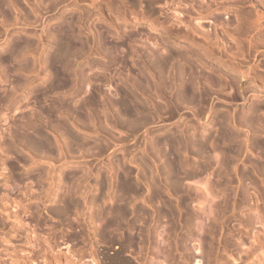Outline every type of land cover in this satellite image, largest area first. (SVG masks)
I'll return each instance as SVG.
<instances>
[{
    "label": "rangeland",
    "instance_id": "obj_1",
    "mask_svg": "<svg viewBox=\"0 0 264 264\" xmlns=\"http://www.w3.org/2000/svg\"><path fill=\"white\" fill-rule=\"evenodd\" d=\"M2 1L5 2V3H2V5L4 4L3 6H5V7H3L1 5L2 7H0V9L2 8V10H0V11L2 13H6V14L4 15V14L0 13V113H1V115H0V132H1L0 133V167L3 168V169L0 168L1 169V171H0V197L1 198L3 197L2 199L0 198V264H69V263L70 264H91V263L92 264H111V262H112V264H120L121 262H123V264H126V262L128 264H130V262L133 264H138L139 261H141L142 263L144 262L145 264H159L160 263L159 260H164L165 264H221L219 261H215L216 260L215 256H219V255H222V257H223V259H222L223 264H229L231 262L239 264V258L242 256L243 250H245V248L248 247V245L251 243V241L254 240V235H255L254 233H256V235H257V231H258V233L260 235L262 233L263 234L262 237H264V227H263L264 226V144H262V143H264V129L261 128V127H264V124H262L264 122V110H263L264 109L263 108L264 107V91H263L264 89H263V87L262 86L257 87L254 85H248L250 79L249 80L244 79V80H239V85H240V87H242V89L249 91L246 95L247 99H243V98L241 99V97H238L239 99L237 98L236 100H226L225 101V99H223L225 97L224 96L222 97L221 96L222 94H221L220 98H222V99H213L212 101H211V99H206V100L205 99L204 100L199 99V101L194 100V101H191V103H190L189 100L181 99L180 102L178 100V101H176V103H178L176 105H177V110H178L177 112L179 113V115L181 114L180 117H178L179 115H176L175 112H174V114L172 113L173 111H171V109H170L171 107L166 105L165 100L158 98L159 100L157 101V98H156V103L157 102L159 103L158 104L159 107L161 106L160 108H163V107L166 108V109L163 108L164 110L161 109L162 111H160V113L162 114V116L160 114V117L163 119H161L160 117L156 118V116L154 118H148V120L154 119L155 121L149 120L148 124L144 128L138 127V126L135 127L136 129L134 128V132H132L130 134L129 116L127 115V118L129 119V120H127V118L125 117L126 115L123 113V111L121 109L122 105H120V104L118 105L117 101H120L119 103L122 104L123 100L120 97H122L124 99L126 98L127 100H125V102H127L128 105H130L129 104L130 103V83H132V81L136 82V81L140 80L141 74L145 76L144 73H141V72H143V70L141 68L143 65L142 60H144V59H146V61L147 60L151 61L152 59L154 60L155 57H152V55L156 56V54H157V53L156 54H148L150 51L148 53H146L149 49H144L141 46L142 44L140 42L137 43L136 41H134V43H130L132 41H128V40H130V37L128 38L127 36L130 32L131 25L133 24V22L139 21V24L136 25L135 29H133L134 31L137 30L138 28H140V30L146 31V33L149 32L151 34H155L157 37H160V38L163 37L162 39L165 40L169 45H171V46H169V48L173 47L172 50H175V49L181 50L183 48L182 43H180V45H177L176 42L175 43L172 42V41L179 42L181 40H173V38H171V37L165 38V34L163 33V30L161 27L157 26L156 30H154L153 28L150 29V27H151L150 19L152 20L154 16H159V14H157L158 12L156 13V15L154 14L153 16H151V18H149L147 14L145 15V12H146L145 8L146 7L143 4H146L147 1H143V0H139V1L138 0H136V1L132 0V3L135 1L134 2L135 6L131 7V9L135 13L138 12V13H136L135 18H132V16H130V14H129L130 13V6H128V5L131 4V0H115V1L114 0H95L96 2H93L94 0L93 1L89 0L90 2L94 3V7H93V5H90L91 3L88 0H82L81 2H79L80 0H78V1H76V0H67V1H65V0H62V1H60V0H8L9 2L7 0H2ZM37 1H38V4H36ZM68 1H69V3H68ZM73 1H76L77 6L74 5ZM123 2H124V4L126 3L127 5L125 4L126 6L121 8V6H124ZM139 2H142V3L139 4ZM8 3H9V5H8ZM39 3H40V6H39ZM95 4L96 5L98 4V5L96 6ZM106 4H108L109 6ZM185 4L186 3H183L180 7L181 8L183 6H185L183 8L188 7V5L187 4L185 5ZM36 5H38V6H36ZM117 6H119V8ZM36 7H37V9H35ZM38 7H40V8H38ZM79 7L81 8V10ZM3 8H4V10L5 9H7V10L4 11ZM100 8L102 10H100ZM183 8H182V11L184 12L185 10ZM116 9H118V11ZM123 9H125V11ZM156 9H158V8H156ZM180 9H178V11L181 12ZM35 10L38 13L37 12L35 13ZM121 10L124 11V13ZM43 11H44V13H43ZM113 11H114V14H116V15L113 14ZM86 12H88V14ZM95 12H96V14H95ZM81 13H84L87 16L85 17ZM92 13H94V16H92L93 15ZM103 14H104V16H103ZM117 14H119V15H117ZM77 16L80 19L82 18L81 19L82 21L79 18H77ZM108 16H109V18H108ZM114 17L116 20L114 19ZM120 17L122 18V20ZM77 19H78L79 23L74 21V20L77 21ZM19 20H21V21H19ZM41 20H42V22H41ZM62 20H63V22H66V23L70 20L71 21L73 20V22H74V26H73V22H72V24H71V22H69L70 24L64 23V26L72 25V26H70V28L68 26V32H70L71 34L72 33L75 34V35H73V34L69 35L68 32L65 33L66 37H67V35H69L68 36L69 41L66 40L67 38H65V37L62 39L64 41L60 40V37L62 36V33H61L62 31L60 32V29L57 30V28H59L60 26L61 27L63 26ZM159 20H161V18H159ZM83 22H85V23H83ZM26 23H27V25H26ZM59 24H61V25H59ZM57 26H59V27H57ZM206 27L210 28L209 24H206ZM72 29H74V30H72ZM124 31H126V33H124ZM60 33H61V35H59ZM56 34H57V36H56ZM148 34H146V35H148ZM112 36H113V38H112ZM114 36H116V37H114ZM117 36L118 37L120 36L121 38L119 39V38H117ZM152 36H154V35H152ZM93 37L94 38L96 37V38L93 39ZM86 39H87L88 44L86 42H84V40L86 41ZM57 40H60V41L55 42ZM114 40L116 41V43H114L115 42ZM122 40L124 43L122 42ZM66 41H67V43H65ZM13 42H14V44H13ZM62 42H64V44ZM68 42L70 45H67ZM117 42H119L120 44ZM17 43H19V48L20 49L22 48L23 50L22 49L20 50L19 48H18V50H16V48L18 47V46L16 47ZM121 43L122 44L127 43V44L122 45ZM84 44H85V46H83ZM137 44H138V46H137ZM228 44H231V42H228L227 45ZM6 46H8L9 48L14 47L17 55L19 54V51H21L22 54L15 57L14 54L16 55V53H13L14 52L13 51L12 52L13 55L12 54L10 55V54H8L7 51H5L6 48H8ZM59 46H60V48H61V46H63V48L60 49ZM64 46L65 47L68 46V47H66V49L67 48H68L67 50L70 49L69 50L70 52L67 51L66 49H64L65 48ZM121 46H123L124 49L126 48L125 49L126 51ZM139 46H141L142 50ZM56 47H58V49H56ZM78 48H80V49H78ZM53 49L54 50L56 49V50L54 51ZM113 49H115V50H113ZM116 49L117 50L123 49L124 51L122 50L123 51L122 53L120 51H118V52H120V54H119L118 52H115ZM2 50H3V53H2ZM64 50H66L67 55L70 53L69 54L70 56H65L66 54H65ZM52 51L55 54L57 53L56 56L59 53H61L59 58L54 59V63L52 62V59H50L51 53H53ZM125 52H128V53L124 54ZM114 53H117L118 55L116 54V56H115ZM5 54H6V57L8 55H10L12 57L8 56V58L9 57L10 58H9V60H8V58H6V60H7L6 61L5 59L1 58V57H5V56H2ZM122 54H124L125 56L127 55L128 57L131 58V60L128 57L126 58L127 64L129 65L131 63L129 66L126 63L125 64L122 63L124 65L123 66L119 62V57H117V56L122 55ZM71 55H72V57H71ZM138 55H139V57H138ZM146 55H148V57ZM142 56H144L145 58L142 59ZM12 58L13 59L15 58V60L17 58L18 59L16 61H11V60H13ZM258 58H260L261 60L258 59V61H256V62H258L259 65H260V63H262V65L260 66L261 67L260 69L262 70L261 73H263L264 71L262 68L264 67V60L262 59L263 57H258ZM22 59L24 62H22ZM194 59H195L194 56H192L191 62H192V65L194 66V68H196L200 73L207 74V69H202L198 65L199 63H197V60H194ZM116 60H118V62ZM25 61L29 64V65H27V70H25V68H24V67H26L25 65L27 64V63H25ZM17 62L18 63L21 62V64L19 63L20 66L23 65L22 63H25V64L22 67H19ZM62 63H63V65H62ZM65 63H68V65H70L72 69L71 70L68 69V67L70 68V66H68ZM116 64H119L120 66L118 65V67H117ZM17 66L19 67L20 70L22 69V71H19V69L17 71V69H16V68H18ZM62 66H63V68H62ZM65 66H66V68H65ZM175 66H177V65H175ZM166 67H168V66H166ZM140 68L142 71L140 70ZM73 69L74 70L76 69L79 71L78 74H76V76H73V74L70 73V72H74V71H72ZM105 69H106V71H105ZM260 69H258V73L260 72ZM65 70H67V71L65 72ZM76 70L74 73H77ZM110 70L112 72L114 71L112 75H111L112 72H110ZM57 72H59V73H57ZM56 73L59 75H57ZM80 73H82L83 76ZM77 75L78 76L80 75V77H81V78L79 77L80 80H79V78H76ZM91 75H92V78H91ZM110 75L111 76L114 75L113 76L114 78L111 77ZM56 76H58V78ZM49 77H50V79H49ZM108 77L112 78V79L109 80ZM83 78H84V80H81ZM85 79H87L86 83H85ZM95 79H96V81H95ZM55 80L58 83H56ZM111 80L113 82L115 80V82L113 83ZM108 81H110V83ZM84 85H86V86H84ZM113 85L115 87H113ZM117 87H118V89H117ZM119 88L121 89L122 95H123V93H125L124 92L125 90H126L127 95L125 93L123 96H119L120 95ZM115 89H117V90L115 91ZM113 91H114V93L116 92L117 94L116 93H115V95L112 94ZM108 94H109V96H108ZM8 96H10V98ZM25 96H27V97H25ZM113 96H115V97H113ZM127 96H128V98H127ZM6 97H8V98H6ZM68 98H69V100H68ZM77 100H78V102H77ZM184 101H185V103H184ZM205 101L207 102V104ZM76 102L79 105L76 104ZM12 103H14V104H12ZM200 105L201 106L204 105V107L202 106L203 107L202 108ZM253 105H257V106L259 105L263 109L259 108L260 111L258 109L255 112L250 113L251 109H249V108H251ZM81 106H83V107H81ZM118 106L119 107L121 106L120 109ZM17 107H18V109H17ZM65 107H68V108H65ZM77 107H78V109H77ZM75 109H76V111H75ZM164 111H167V112H164ZM194 111H195V114L193 113ZM196 112H198L199 116L196 115L197 114ZM202 114L206 115V116H203ZM252 114H253V116H252ZM170 116H174L175 118L174 117L170 118ZM223 116H224V118H223ZM199 117H200V119H199ZM231 117H232V119H231ZM233 117H234V119H233ZM219 118L220 119L223 118L224 120L223 119L220 120ZM246 118H247V120H249V118H250V120H249L250 122L253 119L252 122H257L258 124L255 123L257 125H254V123H252V122L250 123L248 121V123L251 125V126H249V124H247V120L245 121ZM118 119L122 120V122H123L122 125L119 123L121 121ZM157 119L160 120V123H159V120H157ZM218 119L220 121H218ZM242 119L244 121H242ZM254 119H256V120L254 121ZM257 119L258 120L260 119V120L257 121ZM73 120H75V121H73ZM76 120H78V121H76ZM61 121H62V124H61ZM116 121L118 122V125H117ZM63 122H64V124H63ZM68 122L70 124H68ZM219 122H221V123H219ZM243 122H245V123H243ZM149 123H150V125H149ZM215 123H216V125H214ZM27 124L28 125L33 124V125L28 126ZM40 124H41V126H39ZM123 124H125V126ZM220 124H222V125L224 124V126H222ZM25 125H27V126H25ZM58 125L61 127L63 125V127L65 126L66 128L62 127V129H61V127H59ZM242 125H244V127ZM247 125L249 126V128L247 127ZM258 125H259V127H258ZM23 126H25V127H23ZM34 126H35V128H38V126H39V128L41 127L40 129L42 130V132L44 131L43 134L47 133L44 136L45 137L47 136L46 138L49 137L48 140L52 139L50 141L52 143L49 142L51 145V149L50 150L48 149L49 151L46 150V152H44L45 151L44 148H42V150L44 149L43 151H41L40 149L39 150L36 149V151L35 150L34 151L35 152L39 151L40 153L37 154L38 153L37 152L35 154V152L30 151L31 148L27 147L26 145H25L26 148H25V146H23L25 143L23 144L24 138H22V137H24L26 135V133L30 132ZM44 126H46V127H44ZM122 126H124L125 128ZM126 126H128V127H126ZM26 127L30 128V129H26ZM54 127L57 129H55ZM85 127H87V128H85ZM146 127H147V129H146ZM257 127L259 130H256ZM126 128H128L129 130ZM63 129H65V130L69 129V130H66V133L68 134V132L71 131V133H73L72 134L73 136L71 135V133H69L68 136H66L67 134L64 132L65 130L63 131ZM145 129H146V131H145ZM53 130L58 132V134L55 133ZM52 131H53V133H52ZM220 131H222L223 134L224 133L227 134V132H228V134H231V135L225 136L224 140H222V141L220 140L221 143L219 142V139H218ZM88 132H89V134H88ZM54 133L57 135V138H56V135ZM64 133H65V135H64ZM145 133H146V135H145ZM167 133L170 134V136H172V134H173L172 137H175L177 135L176 138L177 137L182 138V136H183V138H185L187 140V148H188V146L193 148L194 146H197V144H199L198 147H196V148L200 149V150H198L194 147V150H193L194 154L191 153V151H192L191 148H189L190 152H188L189 149L185 150L186 146L182 147L184 150H182V151L180 150L181 151L180 154L183 153V155H180V156H182V157L185 156L182 159L187 160L186 162L189 165L187 167V170L189 171L190 176H186L183 173H179L180 175L178 176V179L181 178L182 182H180L181 180L178 182L177 185H179V186H177V188L179 191L175 190L176 192H174V190L171 189L168 181H165V178L162 177L164 170L161 171V169H163L161 167V165L162 166L164 164L166 165L167 160H169V159L171 160V155H170L171 150L169 149L170 147L166 144H162L163 146L157 145L158 147L161 146L160 148H158L155 144V137L159 138L162 136H166ZM184 134H186V136L189 139H191L192 141L189 140L187 137H185ZM190 134H193L194 137H191ZM52 135H53V137H55L54 141H53L54 138L52 137ZM69 135H71L70 137H74V139H76L78 137L79 138V139H77L78 141L77 140L74 141V139L72 138L73 141L70 140L71 144L68 143L69 142L68 140L70 138ZM83 135L85 137H83ZM208 135H209V137H208ZM63 136H65V138H63ZM61 137L63 138V140ZM58 138H60V141L56 142V139L59 140ZM225 139H227V140H225ZM76 141H77V143L79 141L85 142L84 144L81 142L85 146L81 145L80 142L77 144ZM253 141H254V144H253ZM55 142L57 144H59V143L62 144V145H59V146H61V147H59L60 149H58V145L56 144L57 149L59 150L58 151L59 153L57 152L56 147H54V146H56ZM112 142L116 146H113ZM192 142H193V144L195 143L196 145L195 144L192 145ZM217 142L219 143V145ZM53 143H54V145H53ZM64 143H68L67 144L68 147ZM75 143H76V145H75ZM216 143H217V145H216ZM96 144L99 146H97ZM251 144H253L255 146H253ZM77 145L80 147H78ZM205 145H206V149H205ZM213 146H215L216 148ZM223 146H224V148H223ZM53 147H54V150L52 149ZM27 148L29 149L30 152L28 151ZM81 148H82V150H81ZM248 148H249V150H248ZM158 149H160V150H158ZM241 149H242V151H241ZM51 150L53 153H51ZM66 150L67 151L70 150V151H68L69 152L68 154H67ZM196 150L199 153V155L196 152ZM223 150L225 153L222 152ZM78 151H81V154H80V152L78 153ZM100 151H102V152H100ZM60 152H62V153H60ZM70 152H72V154H71L72 156L75 153L76 156L72 157L74 159L69 157ZM83 152H84V154H83ZM161 152H162V154H161ZM166 152H167V154H166ZM200 152H202V153H200ZM46 153H48V154L51 153V154L49 156ZM56 153L59 155L57 156ZM158 153L160 155H162V156H159L162 158L159 159V157L157 156ZM222 153H224V154H222ZM96 154H98V155H96ZM225 154L227 155V158H228L227 160L225 158V156H226ZM232 154H233V156H232ZM38 155H39V157H38ZM44 155H46V156H44ZM141 155H142V157H141ZM48 156L50 157V159ZM202 156H204V157H202ZM207 156H209L208 159H206ZM34 157L36 160L33 159ZM55 157H57V159H54ZM68 157H69V159H68ZM76 157L79 159H77ZM80 157H82V158H80ZM143 157H145L146 159H144ZM186 157H187V159H186ZM211 157H212V159H211ZM223 157L226 160L224 163H223V160H224ZM51 158L54 161H52ZM58 158H62V159H59L62 162L61 161L59 162ZM130 158H133L135 161L132 160L130 162ZM209 158H210V160H209ZM221 158H222V160H221ZM127 159L129 161H127ZM141 159H143V160H141ZM31 160H32V162L34 160V162L31 163ZM136 160H137V163L139 162L138 164L136 163ZM161 160L164 162V164ZM206 160L207 161L209 160L210 162H212L210 164L211 168L208 167L209 166L208 164L210 162H207ZM50 162H52V164ZM142 162L147 163L146 165L148 167L145 166ZM205 162H207V165H205L206 164ZM251 162H254V164ZM115 163L116 164L118 163V164L116 165ZM131 163H134V164L136 163V164L133 165ZM226 163H228V165ZM249 163H251V164H249ZM140 164H142V165L139 166ZM198 164H199V166H198ZM149 165H151L149 170L151 171V169H152V171H151L152 173L150 171H148ZM217 165H218L220 170L217 169ZM221 165L222 166L224 165L223 166L224 168ZM50 166H52V167H50ZM109 166H111V167H109ZM112 166H113V168H112ZM115 166H116V168H115ZM203 166H205L204 168H206V169H204ZM87 167H89V168L87 169ZM139 167H141V169H139ZM258 167H259V169H258ZM145 168L147 170H144ZM199 168H200V170H199ZM225 168H226V170H225ZM122 169H123V171H121ZM86 170H88V171H86ZM143 170H144V172L141 173V171H143ZM82 171H84L83 174L81 173ZM118 171H119V173H118ZM145 171L149 172L147 174L150 177H152V175H150V174H153V178H151V180L154 179L157 182H155V181H154L155 183L152 181L149 182L148 178L146 180L145 177H148V176L146 175ZM53 172H55V173L53 174ZM66 172H67V174H66ZM75 172L77 174V177L81 176V174H82L83 176H81V177L83 179L81 177H79V179L77 180L76 177L73 176V174L76 175ZM157 172H158V174H157ZM159 172H161L162 175L159 174ZM216 172H217V174H215ZM114 173L117 174L118 176L115 175ZM244 173L247 175H245ZM68 174H70V175L72 174L71 175L72 178H71V176L67 177V176H69ZM78 174H80V175H78ZM242 174H244V175L242 176ZM1 175H2V177H1ZM3 175H5L7 178L3 179V177H5ZM97 175H99V177ZM144 175H146V176H144ZM246 176H249V177H246ZM73 177H75V178H73ZM121 177H122V179L129 178L126 180H130L129 182H132V183L134 182V185L138 184V187L141 186L142 188L140 187L141 188L140 190H143L142 191L143 194H142V192L137 191L136 193H134L137 195L133 196L132 195L133 193L128 194V193H130V190H127L126 191L127 195L125 194V196H124V193H126V192L125 191H119L120 188L122 189V181L123 180L120 179ZM160 177L163 179V181ZM189 177H190V179H189ZM242 177H244V178H242ZM8 178H9V180L7 181ZM239 178H240V180H239ZM99 179L101 181V184H100V181H98ZM125 179H124V181H126ZM140 179L142 182L140 181ZM205 179L208 183H209V181L210 182L214 181L215 183L213 182V183L208 184L205 181ZM145 180H146V182H148L150 184L151 189H153L156 192L160 190L159 193L160 192L161 193L160 194L158 193L159 196L164 194L163 197L160 196L159 198H161V199L163 198L162 200L164 201L165 204L162 203L161 199H158L157 195L155 197H153L154 199L152 198L153 199V201L151 200L152 202H148V201L146 202L147 196L149 195L147 193L148 192L150 193L151 189L149 190V187L147 188V186L144 183ZM184 180H185V182H183ZM97 182H99V183H97ZM166 182H167V184H164ZM156 183L157 184L159 183V185H157ZM72 184H75V185L72 186ZM94 184L96 185V187L93 186ZM128 184H129L128 189H130V183H128ZM155 184L157 186H159V188H157V186L154 187ZM205 184H206V186H205ZM186 185L188 186L189 190L187 189ZM211 185H212V187H211ZM70 186H71V188L72 187L74 188V186H75L74 189L72 188L74 191L71 190ZM80 186H81V188H80ZM135 186H137V185H135ZM215 186L218 188H215ZM210 187L213 189V191ZM26 188H27V190H26ZM64 188H67L68 192H70L69 190H71L74 193L71 192L70 194H68V193H66L67 189H64ZM155 188L158 190H156ZM205 188H206V190H205ZM168 189H169V191H167ZM170 189H171V192H170ZM183 189H185V191ZM116 190L119 192H117ZM153 190H152V192H153ZM225 190H226V192H225ZM16 191L18 192V194ZM55 191H57V192H55ZM61 191L63 193L65 191L66 192L63 195V194H61L62 193ZM107 191L110 193H106ZM189 191H190V193H189ZM52 193H54V194H52ZM82 193H84V194H82ZM120 193H122V195ZM7 194L9 196H12V197L14 195V198L17 199V200L15 199L16 204H14L15 202L12 204V202H10L9 200H5V199H8ZM117 194H120V196H123L125 198L123 199V197H122L121 200L122 199L123 200L121 201L119 199L120 196ZM3 195H5L6 197H4ZM16 195H19V196L15 197ZM49 195H50V197H49ZM57 195H58V198H57ZM62 195L63 196L66 195V196L63 197ZM68 195H69V197H68ZM71 195H73V196H71ZM60 196H61L62 200H64V198H67V199H65V202H67L68 206L66 204H64V206L65 207L67 206L68 209L62 206L64 201H62L60 199L62 202L61 203L59 202ZM110 196H111V198H110ZM130 196L133 197V198L131 197L133 200L132 199L130 200ZM135 196H136V198H135ZM223 196L226 198H224ZM90 197H94L95 199L90 198ZM89 198L92 200H89ZM102 198L106 201H104V200L101 201ZM134 198H135V200H134ZM155 198H156V200H155ZM66 200H68V201H66ZM69 200H71V201L69 202ZM98 200H100L101 202L100 201L98 202ZM83 201H85V202H83ZM128 201H129V204H127ZM156 201H158V202H156ZM178 201H180V202H178ZM125 202H127V203H125ZM144 202H146L147 204ZM185 202L187 204H185ZM71 203L74 205L77 204V205H75L77 207H75ZM123 203H125V206L126 205L128 206V207L126 206L128 208V210H127L128 215H126V218L123 219L124 217L119 216V217H122L121 219L124 220V222L121 221V219L117 217V220L120 219L119 220L120 222L118 223V221H117L115 223L116 226L115 225H113V226L119 227V225H120V227L119 228L117 227V229H116L115 227L109 226V228H107V226H105L106 223H103V220L104 221H105V219L108 220L107 218L110 217V214L108 212H110V211L114 212V209L119 207ZM130 203H132L133 205L135 204L134 206H135V209L137 211V212L135 211L136 214L134 212L130 213V206L132 205V204L130 205ZM141 203H142V205H141ZM59 204L60 205L62 204L61 205L62 208L57 207V205L60 206ZM98 204H100V205L98 206ZM136 204L138 205V210H139V207L142 208V210H145L146 213L143 214L145 216V218L149 217L148 219L146 218L149 221V223L147 220H145L146 224L144 223L145 225H147V223H148L149 228L150 229L152 228L151 230H149L150 236L148 235L149 236L148 238H146V236H143V239H142V236L141 235L139 236V234L141 233V231H139V229H140L139 227H141V225L143 223L141 222V220L138 222L135 221L136 220L135 218H142V217L144 218V216L142 214L140 215V212L136 208L137 207ZM163 204L166 205V207ZM170 204H172V205L170 206V208H169L170 210H169L168 207ZM223 204H225V205H223ZM72 206H74V207L72 208ZM178 206H180L181 208H179ZM186 206H187V208H186ZM99 208H101L103 210H100ZM157 208H159V209H157ZM98 209L100 212L98 211ZM108 209H109V211H108ZM212 209L213 210L216 209V210H214L212 212ZM156 210H158V211L161 210V211L156 212ZM165 210L167 211V213H169L168 211H170L172 213L171 210H173L174 214L173 213L167 214L165 212ZM102 211H104L105 213H103ZM90 212H92V213L90 214ZM95 212H97V214L101 213L102 215L98 214V216H97V214H95ZM138 212H139V215H137ZM163 212L166 214H163ZM106 213L109 214V216L107 214V216H108L107 218H106ZM104 214H105V216H104ZM150 214H152V215L150 216ZM186 214H187V216L189 214V216L191 217V219L188 221V223H184L183 217H186L185 216ZM211 215H213V216H211ZM214 215H216V216L214 217ZM134 216H135V218H134ZM91 217H92V219L90 220ZM127 220H129V221H127ZM215 220L218 223H216ZM208 222L210 225L213 224L212 226H214V228L216 227L215 228L216 230H214V232L215 231L216 232L212 236L208 235L205 239V242H203V240L200 241L199 235H197L198 233L196 234L197 227H198L197 225L198 224L200 225V223L201 224L205 223L204 226L207 227V226H209ZM117 223H118V225H117ZM125 223H127V224H125ZM129 223L132 224V226L134 228L131 225H129ZM140 223H142V224H140ZM170 224H173L174 226L176 225L175 226L176 227L175 228L176 234H175V232L171 233L170 229H169L170 231H167L168 229H166L167 228L166 226H169ZM216 224L218 226H216ZM104 227L107 229H105ZM130 230H131V232H130ZM152 230L154 231V233ZM254 231H256V232H254ZM165 232L166 233L170 232V234L167 233L168 235H166ZM175 235H176V237H175ZM138 236H139L140 240L144 241V243L142 242V246L144 248H142L141 249L142 251L140 250V252H138L139 248L136 245L138 240H139ZM252 236H253V238H252ZM144 238L146 240H144ZM172 238H175V240ZM197 238H199V241ZM176 239L179 241H177ZM140 240H139V242H141ZM172 240H173V242L177 241L178 243H180L182 241L184 243L185 247H179V249L178 248L176 249L175 246L172 247L173 245H175V242L172 244ZM192 245L195 247H192ZM168 246L173 248V249L170 248L169 251L170 250L171 251L168 253V255H166L164 253L163 249L168 247ZM185 248H186V250H185ZM226 250H228V251H226ZM263 250L264 249L260 248V250H258L255 253L256 257L253 256V258L256 259L255 260L256 264H264V258H263L264 252H263ZM137 252H138V254H137ZM66 253H67V255H66ZM140 253H143V254H140ZM260 253H261V255H260ZM135 254H137L138 256H140V255L143 256L142 259L137 260L136 257H138V256ZM216 254H218V255H216ZM185 255L188 257L187 260H186ZM224 255L226 257L229 255L230 257L228 256L226 258ZM134 258H135V260H134ZM196 259L198 260L197 263L195 262ZM259 259H261V260H259ZM231 260H233V261H231ZM124 261H125V263H124ZM158 261H159V263H158ZM226 261H227V263H226Z\"/></svg>",
    "mask_w": 264,
    "mask_h": 264
},
{
    "label": "bare ground",
    "instance_id": "obj_2",
    "mask_svg": "<svg viewBox=\"0 0 264 264\" xmlns=\"http://www.w3.org/2000/svg\"><path fill=\"white\" fill-rule=\"evenodd\" d=\"M8 1V0H7ZM60 1H62V0H60ZM65 1H67V0H65ZM76 1H78V0H76ZM76 1H73L74 2V5H76L77 6V3H76ZM82 0H80L79 2H81ZM89 1V0H88ZM93 1V0H92ZM115 1V0H114ZM136 1V0H135ZM134 1V2H135ZM139 1V0H138ZM143 1H147V3L146 4H143V5H145V15L147 14L148 15V17L149 18H151V16H153L154 14L156 15V13L157 14H159V16H154L153 17V19L151 20L150 19V24H151V27H150V29L151 28H153L154 30H156V28H157V26H159V27H161L162 28V30H163V33L165 34V38L166 37H171V38H173V40H181V41H179V42H177V41H172V42H176V44L177 45H180V43H182L183 45H182V49L181 50H177V49H175V50H172V48H169V46H171V45H169L165 40H163L162 38L163 37H157L155 34H151V33H146V31H142V30H140V28H138L137 30H133V29H135V27H136V25L137 24H139V21L138 22H133V24L131 25V27H130V32H129V34H128V38L130 37V40H128V41H132V42H130V43H134V41H136L137 43L138 42H140L142 45V47L144 48V49H149L146 53H148L149 51L151 52H149L148 54H156V56H153L152 55V57H155L154 58V60L152 59L151 61L150 60H147L146 61V59H144L145 57L144 56H142V59H144V60H142L143 61V65H142V70H143V72H141V73H144L145 74V76L144 75H142L141 73V79L140 80H138V81H136V82H133L132 81V83H130V105H128V103L127 102H125V100H127L126 98L124 99V98H122V97H120L122 100H123V102H122V104L121 103H119L120 101H117V103H118V105L120 104V105H122V111H123V113L126 115L125 117L127 118V115L129 116V119H130V134L132 133V132H134V128L135 127H145L147 124H148V122H149V120H148V118H154L155 116H156V118H158V117H160V111H162V110H164V109H166V108H160L159 107V103L157 102L156 103V98H157V101L159 100L158 98H161L162 100H165V102H166V105L167 106H169V107H171L170 109H171V111H173L172 113L174 114V112L176 113V115H179V113L177 112L178 110H177V105L176 104H178V103H176V101H178L179 100V102L181 101V99H183V100H189L190 101V103H191V101H194V100H198L199 101V99H211V101L213 100V99H222V98H220V95L223 97H225V98H223V99H225V101L226 100H236L238 97H241V99L243 98V99H247V93L249 92V91H246L245 89H242V87H240V85H239V80H244V79H250V81H249V84L248 85H254V86H257V87H260V86H262L263 87V89H264V72L263 73H261L262 72V70L260 69L261 67V65H262V63H260V65L258 64V62H256V61H258V59H260V58H258V57H263L262 59L264 60V0H143ZM9 2V1H8ZM35 2V1H34ZM71 2V1H70ZM72 2V3H73ZM90 2V1H89ZM93 2H96L95 0L93 1ZM93 2H90L89 4L90 5H93V7H94V3ZM132 3V0H131V4L130 5H128V6H130V16H132V18H135V16H136V13H138V12H133L132 11V9H131V7H133V6H135V3ZM2 3H5L4 1H2V0H0V7H2L3 5H2ZM44 3V2H43ZM67 3V2H66ZM68 3H69V1H68ZM86 3V2H85ZM111 3V2H110ZM142 2H139V4H141ZM183 3H186L187 5H188V7H186V8H183V7H185V6H183L182 8L185 10L184 12L182 11V8L180 7ZM14 4V3H13ZM36 4H38V1H37V3ZM55 4V3H54ZM53 4V5H54ZM79 4V3H78ZM88 4V3H87ZM99 4V3H98ZM97 4V5H98ZM109 4V3H108ZM108 4H106V5H108ZM117 4V3H116ZM119 4V3H118ZM123 4H124V2H123ZM126 4V3H125ZM124 4V6H121V8L122 7H125L126 5ZM138 4V5H139ZM185 4V5H186ZM2 5V6H1ZM8 5H9V3H8ZM35 5V4H34ZM51 5V4H50ZM56 5V4H55ZM96 5V4H95ZM96 5V6H97ZM101 5V4H100ZM110 5V4H109ZM108 5V6H109ZM137 5V6H138ZM12 6V5H11ZM16 6V5H15ZM36 6H38V5H36ZM39 6H40V3H39ZM75 6V7H76ZM120 6V5H119ZM119 6H117L118 8H119ZM127 6V7H128ZM140 6V5H139ZM142 6V5H141ZM3 7H5V6H3ZM88 7V6H87ZM100 7V6H99ZM126 7V8H127ZM144 7V6H143ZM7 8V7H6ZM38 8H40V7H38ZM46 8V7H45ZM80 8V7H79ZM83 8V7H82ZM92 8V7H91ZM96 8V7H95ZM105 8V7H104ZM107 8V7H106ZM110 8V7H109ZM140 8V7H139ZM156 8H158V9H156ZM181 8V9H180ZM190 8V9H189ZM35 9H37V7L35 8ZM47 9V8H46ZM49 9V8H48ZM77 9V8H76ZM98 9V8H97ZM115 9V8H114ZM142 9V8H141ZM178 9H180L181 10V12L180 11H178ZM0 10H2V8L0 9ZM3 10H4V8H3ZM7 9H5L4 11H6ZM12 10V9H11ZM39 10V9H38ZM80 10H81V8H80ZM83 10V9H82ZM86 10V9H85ZM99 10V9H98ZM100 10H102L101 8H100ZM104 10V9H103ZM117 11H118V9H116ZM124 11H125V9H123ZM128 10V9H127ZM135 10V9H134ZM158 10V11H157ZM88 11V10H87ZM97 11V10H96ZM110 11V10H109ZM108 11V12H109ZM122 11V10H121ZM124 11H122L123 13H124ZM37 11L35 10V13H36ZM50 12V11H49ZM79 12V11H78ZM81 12V11H80ZM0 13L1 14H6V13H2L1 11H0ZM38 13V12H37ZM41 13V12H40ZM43 13H44V11H43ZM87 14H88V12H86ZM116 13V12H115ZM120 13V12H119ZM126 13V12H125ZM79 14V13H78ZM81 14H83L85 17L87 16V15H85L84 13H81ZM93 14V15H92ZM91 15L92 16H94V13H92ZM95 14H96V12H95ZM98 14V13H97ZM102 14V13H101ZM108 14V13H107ZM111 14V13H110ZM109 14V15H110ZM113 14H114V11H113ZM3 15V16H4ZM38 15V14H37ZM41 15V14H40ZM114 15H116V14H114ZM117 15H119V14H117ZM122 15V14H121ZM125 15V14H124ZM123 15V16H124ZM141 15V14H140ZM143 15V14H142ZM16 16V15H15ZM79 16V15H78ZM77 16V18H79ZM103 16H104V14H103ZM139 17V16H138ZM3 18V17H2ZM14 18V17H13ZM16 18V17H15ZM43 18V17H42ZM84 18V17H83ZM91 18V17H90ZM108 18H109V16H108ZM107 18V19H108ZM121 18V17H120ZM148 18V19H149ZM159 18H161V20H159ZM17 19V18H16ZM65 19V18H64ZM68 19V18H67ZM75 19V18H74ZM80 19V18H79ZM82 19V18H81ZM80 19V20H81ZM113 19V18H112ZM114 19H115V17H114ZM119 19V18H118ZM138 19V18H137ZM142 19V18H141ZM46 20V19H45ZM69 20V19H68ZM84 20V19H83ZM116 20V19H115ZM121 20H122V18H121ZM19 21H21V20H19ZM75 22H78L79 23V21H78V19H77V21L76 20H74ZM82 21V20H81ZM41 22H42V20H41ZM62 22H63V20H62ZM69 22H71V24H72V22H73V20L71 21H68L67 23H69ZM23 23V22H22ZM25 23V22H24ZM29 23V22H28ZM32 23V22H31ZM64 23L65 24H67L66 22H63L62 23V25L64 26ZM83 23H85V22H83ZM35 24V23H34ZM37 24V23H36ZM43 24V23H42ZM70 24V23H69ZM76 24V23H75ZM81 24V23H80ZM87 24V23H86ZM111 24V23H110ZM206 24H209V26H210V28H207L206 27ZM26 25H27V23H26ZM38 25V24H37ZM44 25V24H43ZM59 25H61V24H59ZM115 25V24H114ZM118 25V24H117ZM30 26V25H29ZM59 27V26H57V27H59V28H57V30H59L60 29V32L62 33V36L60 37V40L61 41H64V40H62L64 37L65 38H67L66 40H68L69 41V38H68V36L69 35H75L74 33H70V32H68V26L69 25H66V26H64V27ZM70 26H72V25H70ZM70 26H69V28H70ZM73 26H74V22H73ZM83 26V25H82ZM41 27V26H40ZM88 27V26H87ZM118 27V26H117ZM42 28V27H41ZM73 28V27H72ZM43 29V28H42ZM89 29V28H88ZM152 29V30H153ZM72 30H74V29H72ZM81 30V29H80ZM44 31V30H43ZM56 31V30H55ZM59 32V31H58ZM69 33V35H67V37H66V35H65V33ZM145 32V33H144ZM61 33L59 34V35H61ZM124 33H126V31H124ZM146 34H148V35H146ZM55 35V34H54ZM65 35V36H64ZM115 35V34H114ZM152 35H154V36H152ZM56 36H57V34H56ZM111 36V35H110ZM121 36V35H120ZM118 37L117 36V38H121V37ZM114 37H116V36H114ZM75 38V37H74ZM96 38V37H95ZM94 37H93V39H95ZM112 38H113V36H112ZM126 38V37H125ZM127 38V39H128ZM118 39V40H119ZM123 39V38H122ZM60 40H57V41H55V42H58V41H60ZM126 40V39H125ZM124 40V41H125ZM112 41V40H111ZM115 41V40H114ZM113 41V42H114ZM121 41V40H120ZM54 42V43H55ZM84 42H86L87 44H88V42H87V39H86V41L84 40ZM112 42V43H113ZM122 42H123V40H122ZM126 42V41H125ZM135 42V43H136ZM228 42H231V44H228L227 45V43ZM63 44H64V42H62ZM65 43H67V41L65 42ZM114 43H116V41L114 42ZM117 43H119V42H117ZM124 43V42H123ZM13 44H14V42H13ZM16 44V43H15ZM57 44V43H56ZM55 44V45H56ZM120 44V43H119ZM122 44V43H121ZM125 44H127V43H125ZM125 44H122V45H125ZM58 45V44H57ZM67 45H70L69 44V42H68V44ZM95 45V44H94ZM9 46V45H8ZM8 46H6V47H8ZM18 46V47H17ZM83 46H85V44L83 45ZM120 46V45H119ZM136 46V45H135ZM137 46H138V44H137ZM141 46H139L140 48H141ZM10 47V46H9ZM6 48V50L5 51H7L8 52V54H12L13 55V53H16L15 51L16 50H18V48H19V43H17V45H16V50H15V48L14 47H11V48ZM55 47V46H54ZM53 47V48H54ZM65 47V46H64ZM66 47H68V46H66ZM66 47L64 48V49H66ZM80 47V46H79ZM123 49H124V47L123 46H121ZM5 48V47H4ZM59 48H60V46H59ZM63 48V46H61V48L60 49H62ZM81 48V47H80ZM80 48H78V49H80ZM84 48V47H83ZM132 48V47H131ZM3 49V48H2ZM8 49V50H7ZM20 49V48H19ZM22 49V48H21ZM20 49V50H21ZM56 49H58V47H56ZM55 49V50H56ZM68 49V48H67ZM66 49V50H67ZM98 49V48H97ZM96 49V50H97ZM122 49V50H123ZM126 49V48H125ZM124 49V50H125ZM23 50V49H22ZM54 50V49H53ZM54 50V51H55ZM66 50H64V52H65V54H66ZM70 50V49H69ZM69 50H67V51H69ZM113 50H115V49H113ZM122 50H117L116 49V51L115 52H118V51H120L121 53L124 51H122ZM134 50V49H133ZM141 50H142V48H141ZM4 51V52H5ZM14 51V52H13ZM27 51V50H26ZM51 51V50H50ZM59 51V50H58ZM90 51V50H89ZM112 51V50H111ZM126 51V50H125ZM139 51V50H138ZM13 52V53H12ZM18 52V51H17ZM21 51H19V54L18 55H21L22 54V52L20 53ZM53 52V51H52ZM70 52V51H69ZM68 52V53H69ZM80 52V51H79ZM120 52H118L119 54H120ZM145 52V51H144ZM2 53H3V50H2ZM6 53V52H5ZM25 53V52H24ZM51 53V52H50ZM49 53V54H50ZM63 53V52H62ZM100 53V52H99ZM128 52H125L124 54H127ZM57 54V53H56ZM56 54L53 52V53H51V58L50 59H52V62L54 63V59H56V58H59V56H60V54L61 53H59L57 56H56ZM70 54V53H69ZM65 55V56H70V55ZM72 54V53H71ZM115 54V56H116V54L117 53H114ZM124 54H122V55H119V56H117V57H119V62L121 63V65H123V64H127V60H126V58L128 57L127 55L125 56ZM10 55H8V56H10ZM17 55V53H16V55L14 54V56L16 57V56H18ZM63 55V54H62ZM118 55V54H117ZM141 55V54H140ZM144 55V54H143ZM2 56H5V57H1L2 59H5L6 60V58H8V56L6 57V54L5 55H2ZM130 56V55H129ZM133 56V55H132ZM147 57H148V55H146ZM192 56H194V60H197V63H199L198 65L202 68V69H207V74H203V73H200L196 68H194V66L192 65V62H191V57ZM10 57H12V56H10ZM9 57V58H10ZM20 57V56H19ZM71 57H72V55H71ZM116 57V58H117ZM138 57H139V55H138ZM141 57V56H140ZM151 57V56H150ZM151 57V58H152ZM9 58H8V60H9ZM69 58V57H68ZM115 58V57H114ZM128 58H130V57H128ZM13 59V58H12ZM18 59V58H17ZM16 59V60H17ZM134 59V58H133ZM148 59V58H147ZM150 59V58H149ZM4 60V61H5ZM15 60V58L13 59V60H11V61H16ZM20 60V59H19ZM58 60V59H57ZM56 60V61H57ZM130 60H131V58H130ZM261 60V59H260ZM3 61V60H2ZM7 61V60H6ZM117 62H118V60H116ZM22 62H24L23 61V59H22ZM65 62V61H64ZM132 62V61H131ZM134 62V61H133ZM18 63V62H17ZM20 64H21V62H19ZM19 63H18V66L19 67H22L25 63H27L26 61H25V63H22L23 65H19ZM49 63V62H48ZM47 63V64H48ZM123 63V64H122ZM129 63V62H128ZM176 63V64H175ZM65 64H67L68 65V63H65ZM64 64V65H65ZM95 64V63H94ZM131 64V63H130ZM129 64V65H130ZM27 65H29L28 63L25 65L26 67H24L25 68V70H27ZM55 65V64H54ZM62 65H63V63H62ZM115 65V64H114ZM117 65V67H118V65L119 64H116ZM128 65V64H127ZM128 65V66H129ZM175 65H177V66H175ZM17 66V67H18ZM68 66H70V65H68ZM67 66V67H68ZM95 66V65H94ZM120 66V65H119ZM124 66V65H123ZM132 66V65H131ZM166 66H168V67H166ZM19 67L18 68H16L17 69V71H18V69H19ZM92 67V66H91ZM96 67V66H95ZM104 67V66H103ZM116 67V66H115ZM126 67V66H125ZM29 68V67H28ZM62 68H63V66H62ZM65 68H66V66H65ZM94 68V67H93ZM124 68V67H123ZM128 68V67H127ZM141 68H140V70H141ZM168 68V69H167ZM61 69V68H60ZM68 69H72L71 68V66H70V68L68 67ZM120 69V68H119ZM167 69V70H166ZM258 69H260V72L258 73ZM263 69V71H264V67L262 68ZM24 70V69H23ZM24 70V71H25ZM76 70V69H75ZM75 70L73 69L72 71H74L75 72ZM81 70V69H80ZM109 70V69H108ZM115 70V69H114ZM141 70V71H142ZM19 71H22V69L20 70L19 69ZM58 71V70H57ZM67 70H65V72H66ZM77 71V73H74V72H70L71 74H73V76H76V74H78V70H76ZM103 71V70H102ZM105 71H106V69H105ZM117 71V70H116ZM115 71V72H116ZM122 71V70H121ZM56 72V71H55ZM81 72V71H80ZM110 72H112L111 70H110ZM114 72V71H113ZM113 72L111 73V75L113 74ZM140 72V71H139ZM57 73H59V72H57ZM56 73V74H57ZM69 73V74H70ZM83 73V72H82ZM82 73H80L81 75H82ZM90 73V72H89ZM107 73V72H106ZM75 74V75H74ZM99 74V73H98ZM101 74V73H100ZM116 74V73H115ZM26 75V74H25ZM57 75H59V74H57ZM88 75V74H87ZM110 75V76H111ZM83 76V75H82ZM89 76V75H88ZM109 76V75H108ZM114 76V75H113ZM113 76H111V77H113ZM51 77V76H50ZM50 77H49V79H50ZM57 78H58V76H56ZM68 77V76H67ZM80 77V75L78 76L77 75V77L76 78H79ZM106 77V76H105ZM122 77V76H121ZM66 78V77H65ZM75 78V79H76ZM81 78V77H80ZM80 78H79V80H80ZM91 78H92V75H91ZM109 78V77H108ZM114 78V77H113ZM239 78V79H238ZM69 79V78H68ZM99 79V78H98ZM110 79H112V78H109V80ZM119 79V78H118ZM54 80V79H53ZM81 80H84V78L83 79H81ZM86 80L87 79H85V83H86ZM92 80V79H91ZM108 80V79H107ZM56 81V80H55ZM77 81V80H76ZM89 81V80H88ZM95 81H96V79H95ZM112 81V80H111ZM63 82V81H62ZM67 82V81H66ZM100 82V81H99ZM109 83H110V81H108ZM113 82V81H112ZM114 82H115V80H114ZM113 82V83H114ZM56 83H58L57 81H56ZM79 83V82H78ZM89 83V82H88ZM74 84V83H73ZM105 84V83H104ZM52 85V84H51ZM58 85V84H57ZM87 85V84H86ZM86 85H84V86H86ZM108 85V84H107ZM115 85V84H114ZM113 85V87H115ZM120 86V85H119ZM48 87V86H47ZM94 87V86H93ZM112 87V88H113ZM122 87V86H121ZM120 87V88H121ZM3 88V87H2ZM6 88V87H5ZM56 88V87H55ZM59 88V87H58ZM81 88V87H80ZM84 88V87H83ZM119 88V90H120V95L119 96H123L125 93H126V90L124 91L125 93H123V95H122V93H121V89ZM92 89V88H91ZM90 89V90H91ZM114 89V88H113ZM117 89H118V87H117ZM117 89H115V91L117 90ZM4 90V89H3ZM79 90V89H78ZM89 90V89H88ZM107 90V89H106ZM34 91V90H33ZM50 91V90H49ZM123 91V90H122ZM264 91V90H263ZM111 92V91H110ZM109 93V92H108ZM116 93V92H115ZM115 93H114V91H113V93L112 94H114L115 95ZM119 93V92H118ZM117 94V93H116ZM27 95V94H26ZM78 95V94H77ZM84 95V94H83ZM126 95H127V93H126ZM79 96V95H78ZM108 96H109V94H108ZM117 96V95H116ZM9 98H10V96H8ZM8 97H6V98H8ZM23 97V96H22ZM25 97H27V96H25ZM75 97V96H74ZM94 97V96H93ZM105 97V96H104ZM111 97V96H110ZM113 97H115V96H113ZM62 98V97H61ZM127 98H128V96H127ZM23 99V98H22ZM80 99V98H79ZM108 99V98H107ZM117 99V98H116ZM160 99V100H161ZM239 99V98H238ZM68 100H69V98H68ZM119 100V99H118ZM84 101V100H83ZM95 101V100H94ZM197 101V102H198ZM16 102V101H15ZM70 102V101H69ZM77 102H78V100H77ZM76 102V104H78ZM110 102V101H109ZM160 102V101H159ZM196 102V101H195ZM201 102V101H200ZM206 102V101H205ZM204 102V103H205ZM112 103V102H111ZM110 103V104H111ZM127 103V104H126ZM162 103V102H161ZM184 103H185V101H184ZM193 103V102H192ZM209 103V102H208ZM232 103V102H231ZM12 104H14V103H12ZM187 104V103H186ZM198 104V103H197ZM201 104V103H200ZM206 104H207V102H206ZM205 104V105H206ZM229 104V103H228ZM234 104V103H233ZM29 105V104H28ZM79 105V104H78ZM162 105V104H161ZM165 105V106H166ZM194 105V104H193ZM15 106V105H14ZM26 106V105H25ZM24 106V107H25ZM72 106V105H71ZM77 106V105H76ZM116 106V105H115ZM124 106V107H123ZM130 106V107H129ZM190 106V105H189ZM201 106V105H200ZM203 107H204V105H202ZM201 106V107H202ZM211 106V105H210ZM263 106V105H262ZM79 107V106H78ZM78 107H77V109H78ZM81 107H83V106H81ZM119 107V106H118ZM121 107V106H120ZM120 107H119V109H120ZM168 107V108H169ZM194 107V106H193ZM196 107V106H195ZM198 107V106H197ZM202 107V108H203ZM212 107V106H211ZM65 108H68V107H65ZM72 108V107H71ZM117 108V107H116ZM261 109L262 107H260L259 105L257 106V105H253L251 108H249V109H251L250 110V113H253V112H255L256 110H258V109ZM264 108V107H263ZM262 108V109H263ZM16 109V108H15ZM17 109H18V107H17ZM70 109V108H69ZM118 109V108H117ZM162 109V110H161ZM191 109V108H190ZM197 109V108H196ZM200 109V108H199ZM206 109V108H205ZM212 109V108H211ZM260 109H259V111H260ZM74 110V109H73ZM204 110V109H203ZM264 110V109H263ZM53 111V110H52ZM51 111V112H52ZM75 111H76V109H75ZM202 111V110H201ZM228 111V110H227ZM49 112V111H48ZM69 112V111H68ZM81 112V111H80ZM79 112V113H80ZM112 112V111H111ZM164 112H167V111H164ZM170 112V111H169ZM207 112V111H206ZM41 113V112H40ZM116 113V112H115ZM120 113V112H119ZM122 113V112H121ZM184 113V112H183ZM194 114H195V111L193 112ZM197 114L196 115H198V112H196ZM249 113V112H248ZM47 114V113H46ZM165 114V113H164ZM206 114V113H205ZM0 115H1V113H0ZM3 115V114H2ZM45 115V114H44ZM50 115V114H49ZM65 115V114H64ZM117 115V114H116ZM119 115V114H118ZM123 115V114H122ZM168 115V114H167ZM203 115V114H202ZM220 115V114H219ZM228 115V114H227ZM66 116V115H65ZM70 116V115H69ZM82 116V115H81ZM153 116V117H152ZM161 116H162V114H161ZM164 116V115H163ZM169 116V115H168ZM181 116V114L178 116V117H180ZM195 116V115H194ZM199 116V115H198ZM203 116H206V115H203ZM232 116V115H231ZM252 116H253V114H252ZM83 117V116H82ZM119 117V116H118ZM171 117H174V116H170V118ZM187 117V116H186ZM196 117V116H195ZM202 117V116H201ZM218 117V116H217ZM222 117V116H221ZM220 117V118H221ZM229 117V116H228ZM161 118V117H160ZM169 118V119H170ZM175 118V117H174ZM194 118V117H193ZM219 118V119H220ZM223 118H224V116H223ZM222 118V119H223ZM257 118V117H256ZM34 119V118H33ZM67 119V118H66ZM69 119V118H68ZM94 119V118H93ZM117 119V118H116ZM128 118H127V120H129ZM161 119H163V118H161ZM167 119V118H166ZM181 119V118H180ZM179 119V120H180ZM199 119H200V117H199ZM218 119V121H220V120H222V119H220L219 120ZM231 119H232V117H231ZM233 119H234V117H233ZM118 120H120V119H118ZM157 120H159V119H157ZM171 120V119H170ZM174 120V119H173ZM197 120V119H196ZM224 120V119H223ZM227 120V119H226ZM225 120V121H226ZM247 120V118L245 119V121ZM249 120H250V118H249ZM249 120H247V124H249L248 123V121ZM253 120V119H252ZM252 120H251V122H252ZM256 119H254V121H255ZM260 120V119H259ZM258 119H257V121H259ZM50 121V120H49ZM71 121V120H70ZM73 121H75V120H73ZM76 121H78V120H76ZM90 121V120H89ZM121 122H119L121 125H122V120H120ZM150 121H155L154 119L153 120H150ZM178 121V120H177ZM198 121V120H197ZM233 121V120H232ZM231 121V122H232ZM240 121V120H239ZM242 121H244L243 119H242ZM37 122V121H36ZM48 122V121H47ZM117 122V121H116ZM158 122V121H157ZM224 122V121H223ZM250 122V121H249ZM250 122V123H251ZM262 122V121H261ZM58 123V122H57ZM60 123V122H59ZM75 123V122H74ZM73 123V124H74ZM77 123V122H76ZM79 123V122H78ZM112 123V122H111ZM115 123V122H114ZM125 123V122H124ZM127 123V124H128ZM154 123V122H153ZM159 123H160V120H159ZM164 123V122H163ZM181 123V122H180ZM197 123V122H196ZM219 123H221V122H219ZM225 123V122H224ZM236 123V122H235ZM242 123V122H241ZM243 123H245V122H243ZM252 123H254V125H257L258 123L257 122H252ZM255 123H257V124H255ZM38 124V123H37ZM54 124V123H53ZM56 124V123H55ZM61 124H62V121H61ZM63 124H64V122H63ZM68 124H70L69 122H68ZM89 124V123H88ZM126 124V125H127ZM156 124V123H155ZM154 124V125H155ZM187 124V123H186ZM237 124V123H236ZM262 124H264V122L262 123ZM261 124V125H262ZM28 125V124H27ZM27 125H25V126H27ZM33 124H29L28 126H32ZM83 125V124H82ZM93 125V124H92ZM117 125H118V122H117ZM124 126H125V124H123ZM149 125H150V123H149ZM165 125V124H164ZM184 125V124H183ZM194 125V124H193ZM214 125H216V123L214 124ZM220 125H222V124H220ZM219 125V126H220ZM240 125V124H239ZM245 125V124H244ZM244 125H242L243 127H244ZM25 126H23V127H25ZM39 126H41V124L39 125ZM39 126H38V128H35V126L33 127V129H31V131L30 132H28V133H26V135L24 136V137H22V138H24V140H23V146H27V147H29V148H31L30 149V151L31 152H35L36 151V149L37 150H41V151H43L44 149H45V151L44 152H46V150H50L51 149V145H50V143H52V142H50L52 139H49L48 140V138H46L44 135H46V134H43L44 133V131L42 132V130L39 128ZM48 126V125H47ZM55 126V125H54ZM59 126V125H58ZM70 126V125H69ZM120 126V125H119ZM124 126H122V127H124ZM129 126V125H128ZM128 126H126V127H128ZM222 126H224V124L222 125ZM221 126V127H222ZM236 126V125H235ZM241 126V125H240ZM249 126H251L250 124H249ZM249 126L247 125V127L249 128ZM44 127H46V126H44ZM52 127V126H51ZM59 127H61V126H59ZM62 127H63V125H62ZM62 127H61V129H62ZM65 127V126H64ZM63 127V128H64ZM121 127V126H120ZM168 127V126H167ZM178 127V126H177ZM186 127V126H185ZM197 127V126H196ZM254 127V126H253ZM258 127H259V125H258ZM258 127H257V129L256 130H259L258 129ZM261 127V126H260ZM55 128V127H54ZM66 128V127H65ZM78 128V127H77ZM85 128H87V127H85ZM84 128V129H85ZM119 128V127H118ZM125 128V127H124ZM172 128V127H171ZM170 128V129H171ZM220 128V127H219ZM234 128V127H233ZM261 128H263L264 129V127H261ZM26 129H30V128H28V127H26ZM55 129H57V128H55ZM59 129V128H58ZM76 129V128H75ZM123 129V128H122ZM126 129H128V128H126ZM136 129V128H135ZM146 129H147V127H146ZM146 129H145V131H146ZM180 129V128H179ZM222 129V128H221ZM262 129V130H263ZM65 129H63V131H64ZM66 130H69V129H66ZM66 130L64 131L65 133H66ZM87 130V129H86ZM89 130V129H88ZM95 130V129H94ZM129 130V129H128ZM140 130V129H139ZM149 130V129H148ZM237 130V129H236ZM54 131V130H53ZM53 131H52V133H53ZM58 131V130H57ZM61 131V130H60ZM85 131V130H84ZM136 131V130H135ZM167 131V130H166ZM190 131V130H189ZM203 131V130H202ZM55 133H57L58 134V132H56V131H54ZM68 132V131H67ZM123 132V131H122ZM126 132V131H125ZM137 132V131H136ZM135 132V133H136ZM251 132V131H250ZM1 133V132H0ZM54 133V134H55ZM62 133V132H61ZM65 133H64V135H65ZM69 133H71V131L70 132H68V134ZM87 133V132H86ZM119 133V132H118ZM142 133V132H141ZM170 133V132H169ZM173 133V132H172ZM176 133V132H175ZM207 133V132H206ZM218 133V132H217ZM254 133V132H253ZM67 134V133H66ZM68 134L66 135V136H68ZM73 133H71V135H72ZM88 134H89V132H88ZM97 134V133H96ZM120 134V133H119ZM122 134V133H121ZM134 134V133H133ZM174 134V133H173ZM173 134H172V136H173ZM177 134V133H176ZM226 133H222V131H220V134H219V142H220V140L222 141V140H224V138H225V136H228V135H231V134H228V132H227V134L225 135ZM239 134V133H238ZM246 134V133H245ZM261 134V133H260ZM56 135V134H55ZM54 135V136H55ZM71 135H69V137L71 136ZM76 135V134H75ZM145 135H146V133H145ZM169 135V136H168ZM183 135V134H182ZM185 135V137H187L186 136V134H184ZM191 135V137H194L193 136V134H190ZM218 135V134H217ZM73 136V135H72ZM88 136V135H87ZM156 136V135H155ZM154 136V137H155ZM172 136H170V134H168L167 133V135L166 136H162V137H159V138H157V137H155V144H156V146L158 145H162V144H166V145H168L170 148V155H171V160L169 161V160H167V162H166V165L164 164V162H163V166L161 165V167L163 168V169H161V171L162 170H164V173H163V175L161 174V172H159V174H161L162 175V177L163 178H165V181H168V183H169V185H170V187H171V189H173L174 190V192H176L175 190H178V188H177V186H179V185H177L178 184V182L181 180V178L180 179H178V176L180 175L179 173H183V174H185L186 176H190V174H189V171L187 170V167L189 166L188 165V163L186 162L187 160H185V159H182V158H184V157H182V156H180V155H183V153L182 154H180V152L182 151V150H184L182 147L184 146H186V148H185V150L186 149H189V148H191L192 149V151H191V153H193L194 154V152H193V150H194V147L196 148V147H198V145L199 144H197V146H194L193 148L192 147H189L188 146V148H187V140L185 139V138H183V136H182V138L180 137V138H176V136L175 137H172ZM181 136V135H180ZM52 137H53V135H52ZM83 137H85L84 135H83ZM131 137V136H130ZM138 137V136H137ZM152 137V136H151ZM202 137V136H201ZM208 137H209V135H208ZM16 138V137H15ZM14 138V139H15ZM21 138V139H22ZM54 139H53V141L55 140V137H53ZM56 138H57V135H56ZM62 138V137H61ZM63 138H65V136H63ZM63 138H62V140H63ZM67 138V137H66ZM71 138V139H70ZM69 138V142L68 143H70V140H72V138L74 139V137H70ZM76 138V137H75ZM175 138V139H174ZM188 138V137H187ZM197 138V137H196ZM216 138V137H215ZM228 138V137H227ZM230 138V137H229ZM59 140H57L56 139V142L58 141H60V138H58ZM77 139H79L78 137L76 138V139H74V141L75 140H77ZM84 139V138H83ZM146 139V138H145ZM154 139V138H153ZM189 139V138H188ZM67 140V139H66ZM108 140V139H107ZM112 140V139H111ZM132 140V139H131ZM152 140V139H151ZM189 140H191V139H189ZM194 140V139H193ZM198 140V139H197ZM196 140V141H197ZM208 140V139H207ZM216 140V139H215ZM225 140H227V139H225ZM73 141V140H72ZM78 141V140H77ZM77 141H76V143H77ZM83 141V140H82ZM82 141H79L80 143L82 142ZM85 141V140H84ZM121 141V140H120ZM192 141V140H191ZM205 141V140H204ZM234 141V140H233ZM246 141V140H245ZM258 141V140H257ZM256 141V142H257ZM50 142V143H49ZM55 142V145L57 144ZM78 142V143H79ZM115 142V141H114ZM151 142V141H150ZM255 142V143H256ZM22 143V142H21ZM68 143H64V144H68ZM76 143H75V145H76ZM77 143V144H78ZM83 144L85 143V142H82ZM81 143V145H83ZM118 143V142H117ZM140 143V142H139ZM191 143V142H190ZM189 143V144H190ZM197 143V142H196ZM199 143V142H198ZM218 143V142H217ZM217 143H216V145H217ZM221 143V142H220ZM226 143V142H225ZM71 144V143H70ZM87 144V143H86ZM112 144H113V142H112ZM111 144V145H112ZM145 144V143H144ZM151 144V143H150ZM154 144V143H153ZM154 144V145H155ZM188 144V145H189ZM195 144V143H194ZM193 144V142H192V145H194ZM201 144V143H200ZM204 144V143H203ZM210 144V143H209ZM215 144V143H214ZM213 144V145H214ZM245 144V143H244ZM253 144H254V141H253ZM253 144H251V145H253ZM262 144H264V143H262ZM53 145H54V143H53ZM58 145V149H60L59 147H61V146H59V145H62V144H57ZM57 145L56 146H54V147H56V149H57ZM97 145V144H96ZM121 145V144H120ZM153 145V146H154ZM191 145V144H190ZM196 145V144H195ZM218 145H219V143H218ZM249 145V144H248ZM26 146H25V148H26ZM78 146V145H77ZM83 146H85V145H83ZM95 146V145H94ZM97 146H99V145H97ZM113 146H116V145H114L113 144ZM119 146V145H118ZM117 146V147H118ZM155 146V147H156ZM157 146V147H158ZM163 146V145H162ZM204 146V145H203ZM250 146V145H249ZM253 146H255V145H253ZM54 147L52 148L53 150H54ZM67 147H68V145H67ZM78 147H80V146H78ZM82 147V146H81ZM112 147V146H111ZM156 147V148H157ZM161 147V146H160ZM160 147H158V148H160ZM200 147V146H199ZM202 147V146H201ZM213 147H215V146H213ZM252 147V146H251ZM42 148H44L43 150H42ZM101 148V147H100ZM99 148V149H100ZM114 148V147H113ZM154 148V147H153ZM155 148V149H156ZM166 148V147H165ZM182 148V149H181ZM204 148V147H203ZM216 148V147H215ZM223 148H224V146H223ZM244 148V147H243ZM250 148V147H249ZM249 148H248V150H249ZM253 148V147H252ZM255 148V147H254ZM28 149V148H27ZM57 149V152L59 151ZM66 149V148H65ZM69 149V148H68ZM80 149V148H79ZM78 149V150H79ZM97 149V148H96ZM98 149V150H99ZM122 149V148H121ZM152 149V148H151ZM196 149H198V148H196ZM202 149V148H201ZM205 149H206V145H205ZM204 149V150H205ZM33 150V151H32ZM35 150V151H34ZM48 150V151H49ZM62 150V149H61ZM77 150V149H76ZM81 150H82V148H81ZM91 150V149H90ZM101 150V149H100ZM158 150H160V149H158ZM181 150V151H180ZM198 150H200V149H198ZM203 150V149H202ZM217 150V149H216ZM215 150V151H216ZM222 150V149H221ZM226 150V149H225ZM230 150V149H229ZM239 150V149H238ZM28 151H29V149H28ZM29 151V152H30ZM47 151V152H48ZM67 151V150H66ZM68 151H70V150H68ZM67 151V154L69 153ZM188 151V150H187ZM231 151V150H230ZM237 151V150H236ZM240 151V150H239ZM241 151H242V149H241ZM38 152V153H37ZM37 152H35V154L37 153V154H39L40 152L39 151H37ZM55 152V151H54ZM80 152V154H81V151H78V153ZM99 152V151H98ZM100 152H102V151H100ZM129 152V151H128ZM188 152H190V149H189V151ZM196 152H197V150H196ZM208 152V151H207ZM221 152V151H220ZM222 152H224V150L222 151ZM262 152V151H261ZM51 153H53L52 152V150H51ZM51 153H46L47 155H49L50 156V154ZM59 153V152H58ZM60 153H62V152H60ZM93 153V152H92ZM97 153V152H96ZM148 153V152H147ZM156 153V152H155ZM198 153V152H197ZM196 153V154H197ZM200 153H202V152H200ZM225 153V152H224ZM224 153H222V154H224ZM231 153V152H230ZM237 153V152H236ZM244 153V152H243ZM30 154V153H29ZM34 154V153H33ZM34 154V155H35ZM42 154V153H41ZM45 154V153H44ZM57 154V153H56ZM64 154V153H63ZM62 154V155H63ZM66 154V153H65ZM72 154V152H70V154H69V157L70 158H72V157H75L76 155H75V153H74V155L72 156L71 155ZM83 154H84V152H83ZM82 154V155H83ZM153 154V153H152ZM159 154V153H158ZM157 154V156L159 157V156H162V155H158ZM161 154H162V152H161ZM164 154V153H163ZM166 154H167V152H166ZM188 154V153H187ZM195 154V155H196ZM206 154V153H205ZM218 154V153H217ZM239 154V153H238ZM237 154V155H238ZM33 155V156H34ZM59 154H57V156H58ZM71 155V156H70ZM79 155V154H78ZM95 155V154H94ZM96 155H98V154H96ZM189 155V154H188ZM194 155V156H195ZM198 155H199V153H198ZM226 155V154H225ZM241 155V154H240ZM243 155V154H242ZM32 156V157H33ZM44 156H46V155H44ZM48 156V157H49ZM52 156V155H51ZM55 156V155H54ZM64 156V155H63ZM156 156V155H155ZM154 156V157H155ZM232 156H233V154H232ZM236 156V155H235ZM36 157V156H35ZM35 157L33 158V159H35ZM38 157H39V155H38ZM41 157V156H40ZM60 157V156H59ZM66 157V156H65ZM64 157V158H65ZM69 157H68V159H69ZM84 157V156H83ZM86 157V156H85ZM98 157V156H97ZM141 157H142V155H141ZM150 157V156H149ZM202 157H204V156H202ZM208 157L209 156H207V158L206 159H208ZM77 158V157H76ZM80 158H82V157H80ZM101 158V157H100ZM138 158V157H137ZM144 159H146L145 157H143ZM151 158V157H150ZM149 158V159H150ZM160 158H162V157H159V159ZM204 158V159H205ZM224 158V157H223ZM225 158H226V160L228 159L227 158V155L225 156ZM225 158H224V160H223V163L226 161L225 160ZM48 159V158H47ZM49 159H50V157H49ZM54 159H57V157H55ZM59 159H62V158H58V160ZM72 159H74V158H72ZM77 159H79V158H77ZM152 159V158H151ZM186 159H187V157H186ZM211 159H212V157H211ZM236 159V158H235ZM252 159V158H251ZM36 160V159H35ZM51 160H52V158H51ZM67 160V159H66ZM126 160V159H125ZM132 160H134L133 158H130V162L132 161ZM141 160H143V159H141ZM195 160V159H194ZM209 160H210V158H209ZM207 161V162H210V161ZM221 160H222V158H221ZM52 161H54V160H52ZM56 161V160H55ZM61 160H59V162H60ZM70 161V160H69ZM127 161H129L128 159H127ZM135 161V160H134ZM133 161V162H134ZM203 161V160H202ZM240 161V160H239ZM33 162H34V160H33ZM32 162V160H31V163H33ZM58 162V163H59ZM62 162V161H61ZM110 162V161H109ZM146 162V161H145ZM161 162V163H162ZM207 162H205L206 164L205 165H207ZM218 162V161H217ZM222 162V161H221ZM220 162V163H221ZM30 163V164H31ZM49 163V162H48ZM51 164H52V162H50ZM56 163V162H55ZM57 163V164H58ZM136 163H137V160H136ZM135 163V164H136ZM139 163V162H138ZM137 163V164H138ZM141 163V162H140ZM143 163V162H142ZM192 163V162H191ZM212 162H210L208 165V167L209 168H211L210 167V164H211ZM219 163V162H218ZM217 163V164H218ZM222 163V164H223ZM237 163V162H236ZM251 163H253L254 164V162H251ZM251 163H249V164H251ZM3 164V163H2ZM112 164V163H111ZM116 164V163H115ZM118 164V163H117ZM116 164V165H117ZM131 164H133V165H135L134 163H131ZM145 166H147L146 164L147 163H143ZM152 164V163H151ZM190 164V163H189ZM227 165H228V163H226ZM252 164V165H253ZM110 165V164H109ZM142 164H140L139 166H141ZM215 165V164H214ZM219 165V164H218ZM218 165H217V169L218 170H220L219 169V167H218ZM2 166V165H1ZM122 166V165H121ZM120 166V167H121ZM138 166V165H137ZM150 166L151 165H149V168H148V171H150L149 169H150ZM198 166H199V164H198ZM213 166V165H212ZM220 166V165H219ZM222 166V165H221ZM224 166V165H223ZM222 166V167H223ZM234 166V165H233ZM256 166V165H255ZM261 166V165H260ZM50 167H52V166H50ZM79 167V166H78ZM86 167V166H85ZM109 167H111V166H109ZM123 167V166H122ZM148 167V166H147ZM158 167V166H157ZM205 166H203V168H204ZM227 167V166H226ZM1 168V167H0ZM61 168V167H60ZM65 168V167H64ZM76 168V167H75ZM89 167H87V169H88ZM112 168H113V166H112ZM115 168H116V166H115ZM138 168V167H137ZM197 168V167H196ZM224 168V167H223ZM222 168V169H223ZM1 169H3V168H1ZM1 169H0V171H1ZM50 169V168H49ZM83 169V168H82ZM118 169V168H117ZM139 169H141V167H139ZM189 169V168H188ZM204 169H206V168H204ZM234 169V168H233ZM256 169V168H255ZM258 169H259V167H258ZM52 170V169H51ZM60 170V169H59ZM69 170V169H68ZM85 170V169H84ZM144 170H147L146 168L144 169ZM144 170L143 171H141V173H143L144 172ZM192 170V169H191ZM199 170H200V168H199ZM225 170H226V168H225ZM235 170V169H234ZM233 170V171H234ZM49 171V170H48ZM47 171V172H48ZM75 171V170H74ZM86 171H88V170H86ZM121 171H123V169L121 170ZM128 171V170H127ZM151 171H152V169H151ZM150 171V172H151ZM202 171V170H201ZM214 171V170H213ZM50 172V171H49ZM62 172V171H61ZM78 172V171H77ZM83 172L84 171H82L81 173L83 174ZM114 172V171H113ZM116 172V171H115ZM131 172V171H130ZM138 172V171H137ZM52 173V172H51ZM55 172H53V174H54ZM70 173V172H69ZM73 173V172H72ZM80 173V174H81ZM88 173V172H87ZM118 173H119V171H118ZM145 173H146V175L148 176V174L147 173H149V172H146L145 171ZM144 173V174H145ZM152 173V172H151ZM243 173V172H242ZM2 174V173H1ZM66 174H67V172H66ZM75 174H76V172H75ZM80 174H78V175H80ZM81 174V176H83ZM98 174V173H97ZM115 174V173H114ZM127 174V173H126ZM157 174H158V172H157ZM182 174V175H183ZM204 174V173H203ZM215 174H217V172L215 173ZM239 174V173H238ZM245 174V173H244ZM244 174H242V176L244 175ZM48 175V174H47ZM69 176H67V177H70L71 175L70 174H68ZM87 175V174H86ZM100 175V174H99ZM99 175H97L98 177H99ZM115 175H117V174H115ZM146 175H144V176H146ZM150 175H152V177H150V176H148V177H145L146 178V180H147V178H148V180H149V182L150 181H152V182H154L155 180L154 179H152L151 180V178H153V174H150ZM156 175V174H155ZM184 175V176H185ZM245 175H247V174H245ZM258 175V174H257ZM3 176H5V175H3ZM66 176V175H65ZM73 176H75L76 177V179L78 180L79 179V177H81V176H78L77 177V174L76 175H74L73 174ZM114 176V175H113ZM118 176V175H117ZM159 176V175H158ZM219 176V175H218ZM217 176V177H218ZM250 176V175H249ZM249 176H246V177H249ZM1 177H2V175H1ZM10 177V176H9ZM51 177V176H50ZM75 177H73V178H75ZM85 177V176H84ZM96 177V176H95ZM101 177V176H100ZM125 177V176H124ZM128 177V176H127ZM150 177V178H149ZM241 177V176H240ZM4 178H7L6 176L5 177H3V179ZM53 178V177H52ZM65 178V177H64ZM71 178H72V176H71ZM70 178V179H71ZM82 178V177H81ZM86 178V177H85ZM102 178V177H101ZM115 178V177H114ZM161 178V177H160ZM206 178V177H205ZM223 178V177H222ZM242 178H244V177H242ZM62 179V178H61ZM83 179V178H82ZM120 179H122V177L120 178ZM125 179V178H124ZM124 179H122L123 181H122V189L120 190L119 189V191H127V190H130V193H128V194H132L133 196L134 195H137V194H134V193H136L137 191H139V192H142L143 190H140L141 188L140 187H138V184H135V185H137V186H135L134 185V182L132 183V182H129L130 180H126V179H129V178H126L125 180L126 181H124ZM162 179V178H161ZM186 179V178H185ZM189 179H190V177H189ZM188 179V180H189ZM215 179V178H214ZM225 179V178H224ZM6 180V179H5ZM9 180V178L7 179V181ZM53 180V179H52ZM68 180V179H67ZM74 180V179H73ZM85 180V179H84ZM116 180V179H115ZM138 180V179H137ZM146 180H145V185L147 186V188L149 187V190L151 189V186H150V184L148 183V182H146ZM187 180V179H186ZM208 180V179H207ZM239 180H240V178H239ZM242 180V179H241ZM246 180V179H245ZM80 181V180H79ZM95 181V180H94ZM98 181H100V179L98 180ZM140 181H141V179H140ZM160 181V180H159ZM162 181H163V179H162ZM205 181H206V179H205ZM251 181V180H250ZM63 182V181H62ZM77 182V181H76ZM130 183V189H128V187H129V184L128 183ZM142 182V181H141ZM155 182H157V181H155ZM154 182V183H155ZM180 182H182V180L180 181ZM183 182H185V180L183 181ZM207 182V181H206ZM214 182V181H213ZM213 182H210L209 181V183L208 184H210V183H213ZM255 182V181H254ZM66 183V182H65ZM70 183V182H69ZM75 183V182H74ZM97 183H99V182H97ZM118 183V182H117ZM138 183V182H137ZM147 183V184H146ZM187 183V182H186ZM215 183V182H214ZM232 183V182H231ZM250 183V182H249ZM60 184V183H59ZM100 184H101V181H100ZM141 184V183H140ZM139 184V185H140ZM157 184V183H156ZM155 184V186L154 187H156L157 185H159V183L156 185ZM164 184H167V182L166 183H164ZM217 184V183H216ZM228 184V183H227ZM6 185V184H5ZM73 185H75V184H72V186ZM82 185V184H81ZM98 185V184H97ZM192 185V184H191ZM219 185V184H218ZM244 185V184H243ZM59 186V185H58ZM57 186V187H58ZM61 186V185H60ZM93 186H95L96 187V185L94 184ZM99 186V185H98ZM187 186V185H186ZM200 186V185H199ZM205 186H206V184H205ZM257 186V185H256ZM28 187V186H27ZM68 187V186H67ZM100 187V186H99ZM98 187V188H99ZM168 187V186H167ZM169 187V188H170ZM211 187H212V185H211ZM210 187V188H211ZM220 187V186H219ZM69 188V187H68ZM70 188H71V186H70ZM73 188V187H72ZM71 188V190L72 191H74L73 189L75 188V186H74V188L72 189ZM77 188V187H76ZM80 188H81V186H80ZM116 188V187H115ZM157 188H159V186H157ZM162 188V187H161ZM166 188V187H165ZM185 188V187H184ZM199 188V187H198ZM215 188H218V187H216L215 186ZM245 188V187H244ZM243 188V189H244ZM248 188V187H247ZM250 188V187H249ZM255 188V187H254ZM29 189V188H28ZM58 189V188H57ZM64 189H67V188H64ZM118 189V188H117ZM156 189V188H155ZM171 189H170V192H171ZM180 189V188H179ZM186 189V188H185ZM185 189H183L184 191H185ZM187 189H188V186H187ZM186 189V190H187ZM191 189V188H190ZM212 189V188H211ZM26 190H27V188H26ZM56 190V189H55ZM62 190V189H61ZM71 190H69L70 192H68V189L65 191L66 193H68V194H70L72 191ZM152 190L153 189H151V192L149 193H147V194H149L148 196H147V200H146V202L148 201V202H152L153 201V197H155L156 195L158 196V199H161V198H159L160 196H164V194L163 195H158V193H159V191H154L153 190V192H152ZM156 190H158V189H156ZM166 190V189H165ZM172 190V191H173ZM181 190V189H180ZM189 190V189H188ZM195 190V189H194ZM205 190H206V188H205ZM247 190V189H246ZM48 191V190H47ZM64 191V190H63ZM87 191V190H86ZM85 191V192H86ZM117 191V190H116ZM119 191H117V192H119ZM163 191V190H162ZM167 191H169V189L167 190ZM166 191V192H167ZM179 191V190H178ZM177 191V192H178ZM212 191H213V189H212ZM215 191V190H214ZM17 192V191H16ZM27 192V191H26ZM51 192V191H50ZM49 192V193H50ZM55 192H57V191H55ZM54 192V193H55ZM62 192V191H61ZM65 192L63 193H61V194H65ZM84 192V191H83ZM100 192V191H99ZM114 192V191H113ZM138 192V193H139ZM165 192V191H164ZM163 192V193H164ZM225 192H226V190H225ZM5 193V192H4ZM54 193H52V194H54ZM72 193H74V192H72ZM76 193V192H75ZM106 193H110V192H106ZM161 193V192H160ZM159 193V194H160ZM186 193V192H185ZM189 193H190V191H189ZM10 194V193H9ZM17 194H18V192H17ZM56 194V193H55ZM82 194H84V193H82ZM121 195H122V193H120ZM120 194H117V195H119L120 196ZM125 194L127 195V192L126 193H124V196H125ZM142 194H143V192H142ZM168 194V193H167ZM224 194V193H223ZM248 194V193H247ZM246 194V195H247ZM254 194V193H253ZM256 194V193H255ZM12 195V194H11ZM62 195V196H63ZM115 195V194H114ZM197 195V194H196ZM215 195V194H214ZM225 195V194H224ZM232 195V194H231ZM4 197H6L5 195H3ZM19 195H16L15 197H18ZM23 196V195H22ZM66 196V195H65ZM65 196H63V197H65ZM71 196H73V195H71ZM70 196V197H71ZM94 196V195H93ZM100 196V195H99ZM113 196V195H112ZM184 196V195H183ZM193 196V195H192ZM222 196V195H221ZM251 196V195H250ZM49 197H50V195H49ZM68 197H69V195H68ZM75 197V196H74ZM98 197V196H97ZM109 197V196H108ZM115 197V196H114ZM123 196H120L119 197V199L121 200V198H122ZM132 196H130V200L133 198H131ZM190 197V196H189ZM224 197V196H223ZM222 197V198H223ZM1 198V197H0ZM3 198V197H2ZM1 198V199H2ZM7 198L8 199H5V200H9L10 202H12V204L14 203V204H16V201H15V199L16 198H14V195H13V197L12 196H9L8 194H7ZM54 198V197H53ZM57 198H58V195H57ZM73 198V197H72ZM90 198H94V197H90ZM89 198V200H92V199H90ZM110 198H111V196H110ZM109 198V199H110ZM125 197H123V199H124ZM135 198H136V196H135ZM135 198H134V200H135ZM153 198V199H152ZM157 198V197H156ZM156 198H155V200H156ZM184 198V197H183ZM224 198H226V197H224ZM254 198V197H253ZM20 199V198H19ZM62 200V198H61V196L59 197V200ZM65 199H67V198H64V200H62V201H64L63 202V207H65L64 206V204H66L67 205V202H65ZM74 199V198H73ZM95 199V198H94ZM100 199V198H99ZM118 199V200H119ZM122 199V200H123ZM146 199V198H145ZM163 199V198H162ZM161 199V200H162ZM165 199V198H164ZM17 200V199H16ZM59 201L60 203L62 202V201ZM75 200V199H74ZM84 200V199H83ZM104 199L102 198V200L101 201H103ZM121 200V201H122ZM126 200V199H125ZM124 200V201H125ZM133 200V199H132ZM138 200V199H137ZM144 200V199H143ZM152 200V201H151ZM179 200V199H178ZM182 200V199H181ZM199 200V199H198ZM58 201V200H57ZM66 201H68V200H66ZM71 200H69V202H70ZM73 201V200H72ZM100 200H98V202H99ZM100 201V202H101ZM104 201H106V200H104ZM123 201V202H124ZM127 201V200H126ZM159 201V200H158ZM158 201H156V202H158ZM169 201V200H168ZM189 201V200H188ZM187 201V202H188ZM192 201V200H191ZM2 202V201H1ZM83 202H85V201H83ZM93 202V201H92ZM95 202V201H94ZM146 202H144V203H146ZM155 202V203H156ZM167 202V201H166ZM178 202H180V201H178ZM184 202V201H183ZM182 202V203H183ZM7 203V202H6ZM91 203V202H90ZM103 203V202H102ZM101 203V204H102ZM125 203H127V202H125ZM125 203H123V204H121L119 207H117V208H115L114 209V212L113 211H110V212H108L109 214H110V217H108L109 216V214L108 213H106V218L108 219V220H106L105 219V221L103 220V223H106V225L105 226H107V228H109V226H112V227H115L116 226V222L118 221V223L120 222L119 220L122 218V217H124L123 219H125L126 218V215H128L127 214V210H128V206L126 207L125 206ZM162 203H164V201L162 200ZM161 203V204H162ZM4 204V203H3ZM69 204V203H68ZM72 204V203H71ZM97 204V203H96ZM127 204H129V201H128V203ZM132 203H130V205H131ZM139 204V203H138ZM147 204V203H146ZM165 204V203H164ZM163 204V205H164ZM184 204V203H183ZM185 204H187L186 202H185ZM18 205V204H17ZM60 205V204H59ZM61 205L60 206H58L57 205V207H61ZM70 205V204H69ZM72 205H74V204H72ZM75 205H77V204H75ZM74 205V206H75ZM86 205V204H85ZM92 205V204H91ZM100 204H98V206H99ZM135 205V204H134ZM133 204L130 206V213H135L136 214V209H135V206H134ZM137 205V204H136ZM141 205H142V203H141ZM144 205V204H143ZM154 205V204H153ZM172 204H170L169 205V207H168V209L170 208V206H171ZM177 205V204H176ZM175 205V206H176ZM190 205V204H189ZM223 205H225V204H223ZM68 206V205H67ZM67 206L65 207V208H67ZM74 206H72V208L74 207ZM97 206V205H96ZM145 206V205H144ZM143 206V207H144ZM150 206V205H149ZM165 207H166V205H164ZM168 206V205H167ZM75 207H77V206H75ZM142 207V206H141ZM163 207V206H162ZM179 208H181L180 206H178ZM221 207V206H220ZM3 208V207H2ZM62 208V207H61ZM93 208V207H92ZM97 208V207H96ZM137 210H138V205H137ZM145 208V207H144ZM143 208V209H144ZM186 208H187V206H186ZM68 209V208H67ZM66 209V210H67ZM75 209V208H74ZM100 210H103V209H101V208H99ZM99 209H98V211H99ZM146 209V208H145ZM157 209H159V208H157ZM167 209V208H166ZM173 209V208H172ZM177 209V208H176ZM58 210V209H57ZM62 210V209H61ZM76 210V209H75ZM74 210V211H75ZM79 210V209H78ZM170 210V209H169ZM210 210V209H209ZM214 210H216V209H214ZM213 209H212V212L214 211ZM63 211V210H62ZM77 211V210H76ZM97 211V212H98ZM106 211V210H105ZM108 211H109V209H108ZM136 211V212H135ZM139 212H140V215L142 214H145L146 212H145V210H142V208H140L139 207V210H138ZM147 211V210H146ZM159 211H161V210H159ZM158 210H156V212H159ZM172 211V213H173V210H171ZM66 212V211H65ZM73 212V211H72ZM97 212H95V214H97ZM100 212V211H99ZM103 213H105L104 211H102ZM139 212H138V214L137 215H139ZM165 212L167 213V211L165 210ZM170 214H172L170 211H168ZM210 212V211H209ZM57 213V212H56ZM77 213V212H76ZM92 212H90V214H91ZM129 213V212H128ZM161 213V212H160ZM159 213V214H160ZM166 213H164L163 212V214H166ZM169 213H167V214H169ZM55 214V213H54ZM99 215H102L101 213H98ZM98 214H97V216H98ZM107 214H108V216H107ZM162 214V213H161ZM160 214V215H161ZM174 214V213H173ZM191 214V213H190ZM53 215V214H52ZM56 215V214H55ZM58 215V214H57ZM125 215V216H124ZM152 214H150V216H151ZM192 215V214H191ZM208 215V214H207ZM104 216H105V214H104ZM119 216H122V217H119ZM136 216V215H135ZM135 216H134V218H135ZM144 216V215H143ZM166 216V215H165ZM186 217H183L184 218V223H188V221L191 219V217L189 216V214H188V216H187V214L185 215ZM211 216H213V215H211ZM216 215H214V217H215ZM100 217V216H99ZM117 217L118 218H120L119 220H117ZM137 217V216H136ZM174 217V216H173ZM218 217V216H217ZM98 218V217H97ZM102 218V217H101ZM104 218V217H103ZM144 218H145V216H144ZM143 217L142 218H135L136 220L135 221H140L141 220V222L143 223H140V224H142L141 225V227H139L140 229H139V231H141V233L139 234V236L141 235L142 236V239H143V236H146V238H148L150 235H149V230H151L150 228H149V226H148V223H149V221L145 218L144 219ZM219 218V217H218ZM92 219V217L90 218V220ZM99 219V218H98ZM144 219V220H143ZM217 219V218H216ZM145 220H147L148 221V223H147V225H145L146 223V221ZM151 220V219H150ZM218 220V219H217ZM121 221H123L124 222V220H122L121 219ZM127 221H129V220H127ZM211 221V220H210ZM263 221V220H262ZM261 221V222H262ZM126 222V221H125ZM134 222V221H133ZM213 222V221H212ZM215 222H216V220H215ZM214 222V223H215ZM90 223V222H89ZM92 223V222H91ZM118 223H117V225H118ZM145 223V224H144ZM155 223V222H154ZM216 223H218V222H216ZM125 224H127V223H125ZM134 224V223H133ZM205 224V223H204ZM204 224H201L200 223V225L198 224L197 226V231H196V234L197 235H199V238H200V241L201 240H203V242H205V239H206V237L208 236V235H210V236H212V235H214V233L216 232H214V230H216L215 228H214V226H212L213 224H209V222H208V225L209 226H207V227H205L204 226ZM113 225H115V226H113ZM129 225H131L132 226V224H130L129 223ZM207 225V224H206ZM127 226V225H126ZM130 226V227H131ZM136 226V225H135ZM143 226V227H142ZM176 226V225H175ZM173 224H170L169 226H166L167 228L166 229H168L167 231H170L171 233L172 232H175V234H176V227H175ZM216 226H218L217 224H216ZM118 227V226H117ZM117 227H115L116 229H117ZM119 227H120V225H119ZM118 227V228H119ZM133 227V226H132ZM264 227V226H263ZM105 228V227H104ZM107 228H105V229H107ZM114 228V229H115ZM134 228V227H133ZM220 228V227H219ZM170 229V230H169ZM138 230V229H137ZM154 230V229H153ZM152 230V231H153ZM34 231V230H33ZM134 231V230H133ZM138 231V232H139ZM130 232H131V230H130ZM136 232V231H135ZM170 232H167V233H169L170 234ZM254 232H256V231H254ZM32 233V232H31ZM36 233V232H35ZM137 233V232H136ZM153 233H154V231H153ZM166 233V232H165ZM166 233V235H168ZM37 234V233H36ZM39 234V233H38ZM138 234V233H137ZM195 234V235H196ZM255 235H254V240L253 241H251V243L248 245V247L247 248H245V250H243V253H242V256L239 258V264H256V259H254L253 258V256L254 257H256V255H255V253L258 251V250H260V248L261 249H264V237H262V233H261V235L258 233V231H257V235H256V233H254ZM259 234V235H258ZM149 235V236H148ZM152 235V234H151ZM173 235V234H172ZM131 236V235H130ZM139 236H138V239H139ZM209 236V237H210ZM173 237V236H172ZM175 237H176V235H175ZM198 237V236H197ZM137 238V237H136ZM135 238V239H136ZM151 238V237H150ZM199 238H197L198 239V241H199ZM211 238V237H210ZM213 238V237H212ZM252 238H253V236H252ZM172 239H174L175 240V238H172ZM179 239V238H178ZM140 240V239H139ZM139 240H138V242H137V247L139 248V250H138V252H140V250L142 249V248H144L143 246H142V242L144 243V241H142V240H140L141 242H139ZM144 240H146L145 238H144ZM177 240V239H176ZM127 241V240H126ZM130 241V240H129ZM177 241H179V240H177ZM175 242V245H171L172 247H174L175 246V248L177 249H179V247H185L184 246V243L181 241L180 243H178V242ZM128 242V241H127ZM173 242V240H172V244L174 243ZM134 243V242H133ZM139 243V244H138ZM249 243V242H248ZM129 244V243H128ZM171 244V243H170ZM144 245V244H143ZM168 245V244H167ZM146 246V245H145ZM198 246V245H197ZM132 247V246H131ZM136 247V248H137ZM192 247H195V246H193L192 245ZM171 247H166V248H164L163 249V251H164V253L166 254V255H168V253L171 251H169V249H170ZM174 248V249H175ZM198 248V247H197ZM171 249H173V248H171ZM185 250H186V248H185ZM229 250V249H228ZM228 250H226V251H228ZM142 251V250H141ZM230 251V250H229ZM138 252H137V254H138ZM233 252V251H232ZM263 252H264V250H263ZM137 254H135V255H137ZM140 254H143V253H140ZM263 254V253H262ZM66 255H67V253H66ZM216 255H218V254H216ZM230 255V254H229ZM228 255V256H229ZM260 255H261V253H260ZM264 255V254H263ZM138 256V255H137ZM145 256V255H144ZM186 256V255H185ZM225 256V255H224ZM227 256V257H228ZM142 257L143 256H138V257H136V259L137 260H141L142 259ZM216 257V260L215 261H219L221 264H223V261H222V259H223V257H222V255H219V256H215ZM226 257V256H225ZM224 257V258H225ZM226 257V258H227ZM230 257V256H229ZM238 257V256H237ZM187 256H186V260H187ZM225 258V259H226ZM233 258V257H232ZM264 258V257H263ZM238 259V258H237ZM71 260V259H70ZM134 260H135V258H134ZM259 260H261V259H259ZM63 261V260H62ZM159 261H160V263H159ZM158 261V263L159 264H165L164 263V260H159ZM228 261V260H227ZM227 261H226V263H227ZM231 261H233V260H231ZM110 262V261H109ZM121 262V261H120ZM129 262V261H128ZM138 262V261H137ZM195 262L197 263L198 262V260L196 259L195 260ZM259 262V261H258ZM57 263V262H56ZM62 263V262H61ZM68 263V262H67ZM89 263V262H88ZM122 264H123V262H121ZM120 263V264H121ZM124 263H125V261H124ZM260 263V262H259ZM70 264V263H69ZM92 264V263H91ZM111 264H112V262H111ZM126 264H128L127 262H126ZM130 264H133V263H131L130 262ZM138 264H145L144 262L142 263L141 261H139V263ZM229 264H236V263H234V262H231V263H229Z\"/></svg>",
    "mask_w": 264,
    "mask_h": 264
}]
</instances>
